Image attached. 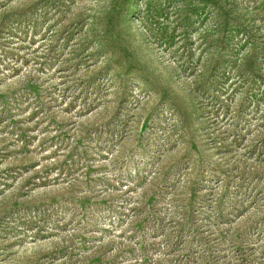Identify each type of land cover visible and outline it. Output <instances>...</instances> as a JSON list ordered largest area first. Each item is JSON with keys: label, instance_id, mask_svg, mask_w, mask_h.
Listing matches in <instances>:
<instances>
[{"label": "rangeland", "instance_id": "374dc122", "mask_svg": "<svg viewBox=\"0 0 264 264\" xmlns=\"http://www.w3.org/2000/svg\"><path fill=\"white\" fill-rule=\"evenodd\" d=\"M263 90L264 0H0V264H264Z\"/></svg>", "mask_w": 264, "mask_h": 264}, {"label": "trees", "instance_id": "16d2710c", "mask_svg": "<svg viewBox=\"0 0 264 264\" xmlns=\"http://www.w3.org/2000/svg\"><path fill=\"white\" fill-rule=\"evenodd\" d=\"M162 12H158L155 13L152 18H156L157 20H159L161 23L163 22V17H162ZM163 25V23H162ZM176 30L175 29H171L169 32L164 33V35H162V38H165L167 40V42L169 44H174L175 40H183V47L186 46L187 44V35L185 33V31L183 30V35L179 36H175ZM217 62H208L207 65L204 67V70H200L199 72V81H198V86L202 87L204 89L200 90L198 89V91L192 92L193 93V97L195 98V100L192 98V111L196 112V111H200V117L201 119V124L203 125V127H209L207 124L209 122L214 123L215 121L209 119L208 114H205L204 112H208V108H204L206 104H204L205 102L209 101L212 99V97L209 95L208 91H211L212 93H220V91L222 93H225L228 85L224 86L225 80H227L228 75H225L223 73V71H220L219 67L216 64ZM231 90H234L233 88H231ZM231 90H229L228 92H231ZM242 90V89H241ZM241 92V95L243 94V96L246 98V100L248 101V98H251V101H255V100H259V99H264V90L259 94H255V91H251L249 94V96H247L246 92ZM249 92V90H248ZM203 94L206 95L204 97L202 96H198L199 94ZM223 111V110H222ZM205 114V115H204ZM225 114V112H224Z\"/></svg>", "mask_w": 264, "mask_h": 264}]
</instances>
